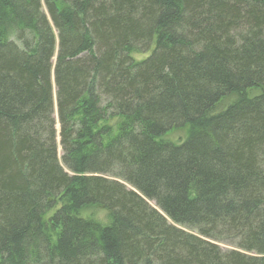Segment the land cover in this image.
Returning a JSON list of instances; mask_svg holds the SVG:
<instances>
[{
    "label": "trees",
    "instance_id": "obj_1",
    "mask_svg": "<svg viewBox=\"0 0 264 264\" xmlns=\"http://www.w3.org/2000/svg\"><path fill=\"white\" fill-rule=\"evenodd\" d=\"M247 253L264 0H0V264H264Z\"/></svg>",
    "mask_w": 264,
    "mask_h": 264
},
{
    "label": "rangeland",
    "instance_id": "obj_2",
    "mask_svg": "<svg viewBox=\"0 0 264 264\" xmlns=\"http://www.w3.org/2000/svg\"><path fill=\"white\" fill-rule=\"evenodd\" d=\"M175 135L178 137L179 133H177V134L175 133ZM92 211H95V210H92ZM97 212H98V211H96L95 213H97ZM90 215H92V216H90ZM84 216H85L86 218H87V216H90V217L94 218L95 220H99V221H101L102 224H105V222H106V214H105L103 211H99V212L96 214V216H93L92 213H89L88 215H84ZM180 228H182V229L185 230L186 232H189V233L195 234V231L192 230V229H187V228H183V227H180ZM208 240H210L211 243L216 244V245L219 247V249H221V250H223V251L238 250V248H236L235 245L230 244L228 241H225V240L221 241V240H219V238H217V237L212 238V240H211V239H208ZM247 255H249V256H253V257H254V256H256V257H261V258L264 259V255H263V256H260V255L253 254V253H247Z\"/></svg>",
    "mask_w": 264,
    "mask_h": 264
},
{
    "label": "water",
    "instance_id": "obj_3",
    "mask_svg": "<svg viewBox=\"0 0 264 264\" xmlns=\"http://www.w3.org/2000/svg\"><path fill=\"white\" fill-rule=\"evenodd\" d=\"M57 129H58V125H57Z\"/></svg>",
    "mask_w": 264,
    "mask_h": 264
}]
</instances>
